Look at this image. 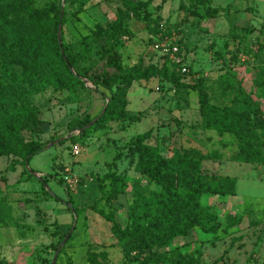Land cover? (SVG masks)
Segmentation results:
<instances>
[{"label":"rangeland","instance_id":"1","mask_svg":"<svg viewBox=\"0 0 264 264\" xmlns=\"http://www.w3.org/2000/svg\"><path fill=\"white\" fill-rule=\"evenodd\" d=\"M26 1L43 19L59 10L60 41L62 34L80 65L115 72L96 46L87 53L80 47L93 38L97 25L113 20L122 7L119 0H87L82 8L75 0ZM10 3L2 0L0 8ZM188 4L189 0H150L148 11L154 18L159 15L157 29L154 22L148 24L134 17L128 20L129 31L119 49L122 64L164 69L167 76L154 73L148 80L131 83L125 91L130 119L110 121L72 142L67 135H78L76 122L100 112L107 91L100 87L95 90L87 81L84 86H50L32 94L39 128L23 130L21 141L41 143V150L28 162L36 176L24 171L21 158L14 152L0 157V205L5 212L0 215V260L4 264H51L55 247L63 241L69 225L72 236L55 264H141L125 262L110 224L91 206L100 197L97 181L115 160L114 169L125 173L129 181L111 208L118 223L129 224L128 211L134 203L132 182L140 179L143 185L146 181L135 170L136 157L127 144L145 132L150 133L147 142L163 155L193 149L208 175L235 179L233 195L206 193L201 197L221 223L220 229L206 233L190 229L185 237H176L170 247L159 251L176 249L187 259L198 256V264H211L220 257L226 264H264V159L257 163L233 161L231 157L238 149L235 140L201 127L198 98L192 87L201 84L211 102L222 105L232 93L230 85L221 87L219 83L220 75L226 74V84L232 80L235 89L242 86L264 109V0H211L209 5L217 10L213 16L195 14ZM14 16L20 29L40 32L28 23L26 13ZM172 47L178 48L179 64L172 60ZM182 67L187 70L185 74L180 71ZM11 71L0 80V105L8 89H31L23 64L13 60ZM169 75L177 82L169 80ZM259 133L264 141V129ZM59 139L63 140L55 142ZM75 146L78 154H74ZM262 149L264 156V144ZM117 154L120 156L114 159ZM44 177L45 189L57 199L42 191L39 180ZM64 202L79 210L74 218ZM98 207L109 209L103 202ZM229 216L236 223L224 230ZM172 257L176 258V252ZM142 264L172 263L148 260Z\"/></svg>","mask_w":264,"mask_h":264},{"label":"trees","instance_id":"2","mask_svg":"<svg viewBox=\"0 0 264 264\" xmlns=\"http://www.w3.org/2000/svg\"><path fill=\"white\" fill-rule=\"evenodd\" d=\"M11 0L9 6L0 8V80L2 76L11 74L12 61L20 62L25 67V74L30 80L31 89H8L0 105V157L11 152L17 154L24 171L33 176L26 168L31 157L41 150L39 140L30 139L23 143L22 131L39 128V118L32 103V94L50 86H64L70 88L73 83L84 86L82 78L90 82L95 90L99 87L107 91L106 102L100 112L93 117L85 116L76 122L80 129L86 124L95 122L78 135L72 133L69 141L76 142L77 137L87 135L89 132L100 129L110 121L130 119L126 113L127 104L125 91L133 81L149 79L152 74L158 73L166 76L163 70L155 68L141 69L140 67H127L121 62L119 49L123 42L122 37L128 34V20L134 17L154 22L158 28V16L155 18L148 11L150 0H119L122 7L116 10L112 21L105 26L97 25L93 31V38L82 43L81 50L87 53L96 46L106 64L115 68L110 73L104 69H92L79 64L78 57L64 42L58 40V29L62 20L59 10L54 11L51 17L41 18L40 14L23 0ZM82 8L87 0H75ZM211 0H189L188 9L199 15L213 16L217 10L209 4ZM25 5V6H24ZM183 5V4H182ZM202 6L203 8H200ZM0 7L2 0H0ZM26 13L28 23L39 28L35 31H24L17 25L14 14ZM153 17V18H152ZM154 19V20H153ZM52 28V30H51ZM186 72H184L185 74ZM171 75L174 77L175 72ZM167 77V76H166ZM173 77L169 80L177 82ZM220 85H230L232 93L227 102L220 105L212 103L207 90L201 84L192 86L198 98V112L201 116V127L213 129L218 134L231 136L238 147L231 157L239 163H257L263 161V144L259 129H264V109L256 103L242 86L234 87L226 74L220 75ZM34 79H36L34 81ZM34 81V83H32ZM133 119V116H132ZM150 133L145 132L136 136L128 144V151L136 157L135 170L142 174L146 183L141 184L140 179L132 182L134 203L128 211L129 224L122 226L118 223L111 208V202L127 187L129 178L125 173H117L114 169L115 160L108 164V170L97 181L100 197L91 206L97 214L110 224V231L120 247L126 263L138 261L162 260L172 264H198V256L185 258L179 250L171 252L159 251L172 245L176 237H185L190 229L197 228L202 232H215L221 228L215 213L209 205L201 201L206 194L220 196L235 193V179L228 175H208L201 168V158L196 150L175 152L171 156L163 155L160 150L147 142ZM62 143V142H60ZM120 155H116L119 157ZM42 191L49 196L57 197L46 188V178H40ZM62 183L60 179L57 180ZM103 202L109 207L108 211L98 207ZM67 205L74 218L79 210L73 205ZM5 214L0 205V215ZM236 222L229 216L224 230L229 229ZM71 225L67 227L65 235H69L64 243H58L55 252L61 245L56 259L62 248L71 238ZM176 252V258L172 254ZM223 257L211 264H226ZM0 264H4L0 260ZM92 264H96L93 261Z\"/></svg>","mask_w":264,"mask_h":264},{"label":"water","instance_id":"3","mask_svg":"<svg viewBox=\"0 0 264 264\" xmlns=\"http://www.w3.org/2000/svg\"><path fill=\"white\" fill-rule=\"evenodd\" d=\"M59 30H60V26H59V29H58V32H57V34H58V40H59V42H60ZM83 80H84L85 83L87 82L86 79H83ZM94 122H95V120H93V121H91L90 123L86 124L84 127L80 128V129H78V130H76V133H80V132H82L83 130L89 128ZM72 133H73V132H70V134H68L66 138H69L70 135H71ZM62 140H63V139H59V140H57V141H55V142H59V141H62ZM55 142H53V143H55ZM50 146H51V145H50ZM50 146H49V147H50ZM26 168H27V170H28L32 175L36 176V172H34V171H32L31 169H29L28 165H26ZM72 230H73V227H71L69 233H71ZM68 237H69V235H67V236L65 237V240L68 239ZM65 240H64V241H65ZM64 241L61 243V245L64 243ZM61 245L58 247L57 251L55 252V254H54V256H53V260L51 261V264H55V258H56V256H57V253H58V251H59Z\"/></svg>","mask_w":264,"mask_h":264},{"label":"built area","instance_id":"4","mask_svg":"<svg viewBox=\"0 0 264 264\" xmlns=\"http://www.w3.org/2000/svg\"><path fill=\"white\" fill-rule=\"evenodd\" d=\"M171 57H172L173 62H175V63H177V64H179V63L181 62V58H180V56H179V54H178V48H177V47H172V48H171ZM180 71H181L182 73H184V72H186L187 70H186L185 67H182V68L180 69ZM73 151H74V154H78V153H79L78 146H75Z\"/></svg>","mask_w":264,"mask_h":264}]
</instances>
